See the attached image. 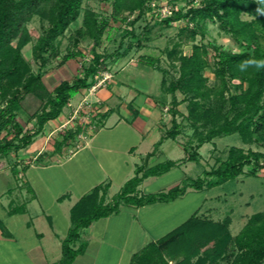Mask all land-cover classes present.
Segmentation results:
<instances>
[{
  "label": "rangeland",
  "instance_id": "obj_1",
  "mask_svg": "<svg viewBox=\"0 0 264 264\" xmlns=\"http://www.w3.org/2000/svg\"><path fill=\"white\" fill-rule=\"evenodd\" d=\"M153 2H156L162 9L171 7L175 11L183 12L191 5L189 0H152L151 3ZM193 3L198 5L199 1ZM87 9L95 11L99 19L109 20L112 27L111 37L107 40L106 33L97 51L112 55V57L105 65H102L92 87L81 90L70 100L62 114L56 120L46 123L37 136H33L38 130L35 117L40 111L41 102L33 94L20 90L19 108L15 111L16 122L19 124L22 135H31L32 138L27 147L18 151L10 150L6 156L0 155V218L7 221V224H12L7 214H10L11 210L22 208L27 204H24V201L31 200L32 195L36 196V200L31 203L33 204L31 213L36 214L40 210L43 211L56 221L58 229L63 230L62 227L65 224L62 218L63 212H67L66 207L70 203L76 204L83 196L102 184H110L106 197L107 202L112 201L119 194L124 184L135 175L136 167L143 163H140L141 159H138V156L133 161L130 160L128 152L124 153L126 147L136 143V135L124 124L114 128L110 125L124 119L123 116L127 117L130 122L135 120L140 113L137 107L141 104V106H154L159 111V120L156 121L158 139L171 131L173 126L172 97L162 90L161 82L165 79L167 87L179 77V63H173L168 58L167 51L177 47L183 55H190L192 44L206 46L209 50L206 56L208 67L203 74L207 78L209 87L220 88V83L214 74L216 58L209 45L219 46L234 53L244 50V47L224 33L216 22L207 21L205 34L203 36L198 34L195 39H192L189 32H182L185 27L193 28V24H188L186 20L164 25L162 19H155V23L153 20L155 17L150 20V16L146 14L145 18H141L131 27L129 23L136 18L137 12L134 14L124 12L118 17V22H115L112 19V0H84L80 18L71 24L61 40V45L58 47L60 56L49 60L45 68L40 71L42 81L48 91H53L62 81L71 80L81 74L83 65L92 60L93 42L90 39L86 37L79 40L77 46L73 44L76 33L82 25L83 14ZM123 17H127L126 21L122 20ZM242 18L250 20L247 15H243ZM26 27L32 41L23 48L22 53L32 63L34 73H37L39 68L32 60V49L38 39L45 34L48 23L34 16ZM73 49L80 50L83 56L59 67L62 57ZM142 56L155 58L156 68L142 63ZM238 83V80L230 82L226 97L237 93L235 86ZM244 87L247 88V84H244ZM176 95L178 100L183 99L181 93L177 92ZM134 97L139 98L134 99ZM5 105V102H0V107ZM186 106L187 103H183L177 107L179 114L175 118L178 124L176 139H168L164 144L162 143L151 165L164 163L167 160L179 161L187 157L185 147H188L189 153H198V161L182 163L168 173L148 178L145 184L138 188L140 195L166 193L176 186H181L186 179L204 177L206 171L217 168L227 159L228 152L233 147L242 148L244 151L253 150L264 153V130L249 142L242 141L238 134H232L200 145L199 132H195V128L187 120ZM9 131V133L2 132L1 137L7 136L9 140L12 139L16 130L10 127ZM97 131L100 136L98 141L112 137L114 140L108 141L116 144L114 146L120 144L118 151L107 152L93 148L91 145L85 146L88 136ZM70 133H74L75 136L68 138L61 150H57V144ZM105 140L104 143H106ZM146 148H149L147 142L140 148V153H143ZM249 171L246 167L244 174L237 179L229 180L213 188L205 187L200 191L188 188L186 194L177 198L167 210H162L165 204H158L153 213V219L151 218L146 225L155 239L144 247L136 246V254L141 253L151 243L157 242L180 226L176 227V225L185 223L200 208L197 213L200 218L216 223H221L226 218L231 219L229 236L233 239L232 242L229 243L221 258L214 263L208 262L207 264L237 263L241 252L234 243V239L243 231L253 215L264 212V169L260 170L256 176H251ZM125 178L129 179L124 181ZM13 191H16L19 196L17 194L11 196L14 202L9 207L7 200L9 192ZM64 196L65 198L60 201L59 198ZM55 197L59 202L52 205ZM2 205L7 209L5 213ZM169 212H176L179 216L169 221ZM68 214L70 215V211ZM20 225L18 220L12 224L15 233H18ZM221 239L224 237L218 238L217 241ZM212 246L213 244L208 245L204 250ZM182 259L183 257H179L172 260L167 257L170 264H175Z\"/></svg>",
  "mask_w": 264,
  "mask_h": 264
},
{
  "label": "trees",
  "instance_id": "obj_2",
  "mask_svg": "<svg viewBox=\"0 0 264 264\" xmlns=\"http://www.w3.org/2000/svg\"><path fill=\"white\" fill-rule=\"evenodd\" d=\"M151 1L112 0V19L118 22V17L124 12H137L136 18L129 23L133 27L152 10ZM189 1L191 5L185 12L173 9L171 16H158L153 19L154 22L156 23L155 19H162V24L171 25L186 20L188 24H193V28L185 27L182 32H189L192 39L198 34H205L207 21L216 22L244 50L234 53L209 45L216 58L214 74L220 88L209 87L203 74L208 67L206 56L209 50L206 46L192 44L190 55H183L177 47L167 51L168 58L173 63H179V77L167 87L165 79L161 82L162 90L172 97L171 131L154 145V150L147 155L146 162L136 167L135 175L124 184L112 201L106 200L110 184H102L83 196L71 208V227L62 241V258L55 264H72L86 249L85 243L75 248L81 231L100 219L119 213L122 205L144 207L158 202L170 203L183 196L188 188L204 190L205 187L213 188L235 180L244 174L246 167L249 168L251 176H256L264 169V153L233 147L229 150L227 159L217 168L206 171L204 177L186 179L181 186L166 193L139 194L138 188L144 180L168 173L182 163L198 161V153H189L188 147H185L187 157L179 161L167 160L153 166L147 164V160L158 152L164 140L176 139L178 124L175 118L179 114L177 107L181 104L187 103V120L195 128V132H199L200 145L232 134H238L242 141L249 142L264 130V70L248 68L241 71L238 67L240 61L250 57L264 59V0H198V5L193 3L197 0ZM83 3L84 0H0V102L6 103L4 107H0V155L6 156L10 150L18 151L27 147L32 138L31 135H22L16 122L15 111L19 108L20 90L33 94L41 102L40 111L35 117L38 130L33 136H37L46 123L56 120L62 114L70 100L81 90L92 87L102 65L112 57L97 51L104 35L107 33V40L111 37L112 27L109 20L99 19L95 11L87 9L73 44L77 46L79 40L86 37L90 39L93 42L91 62L83 65L81 74L71 80L62 81L53 91H48L45 87L40 71L49 60L60 56L58 47L61 40L71 24L80 18ZM243 15L250 17V20H244ZM34 16L48 23L45 34L32 49V60L39 68L37 73H34L32 63L22 53L23 48L32 41L26 26ZM126 19L127 17L122 18L123 21ZM82 56L80 50H70L62 57L59 67ZM141 62L153 68L157 65V60L153 57L142 56ZM233 80L239 81L235 86L237 93L226 97L228 85ZM244 84H247V88ZM177 92L183 95V99L178 100ZM10 127L16 130L14 137L10 140L7 136L1 137L2 132H10ZM74 136V133H70L57 144V150H61L64 142ZM64 198L65 196L59 200ZM20 212H23V208L11 210L9 213ZM197 213L162 239L151 243L141 253L135 254L132 264H170L167 257L172 260L183 257L175 264L216 262L233 240L229 236L231 219L226 218L223 222L216 223L200 218ZM220 237L224 239L217 241ZM234 243L241 252L235 264H264V212L249 219ZM211 244L212 247L204 250ZM194 259L196 260L193 261Z\"/></svg>",
  "mask_w": 264,
  "mask_h": 264
},
{
  "label": "crops",
  "instance_id": "obj_3",
  "mask_svg": "<svg viewBox=\"0 0 264 264\" xmlns=\"http://www.w3.org/2000/svg\"><path fill=\"white\" fill-rule=\"evenodd\" d=\"M142 97L145 98L144 96ZM135 98L138 99L139 97ZM137 108V110H140V113H138L135 120L130 122L127 117L123 116L124 119L110 126L114 128L124 124L136 135V143L126 147L124 153L128 152L131 157L130 160L135 161L138 156V159H141L140 163H144L146 162L147 155L153 151L156 142L160 140L156 135V132H158L156 121L159 120L158 117L160 115L154 106H141L140 104V107L138 106ZM98 131L88 136L85 146L91 145L93 148L102 149L107 152L118 151L120 144L114 146L116 144H111L108 141H113L112 137H107V140L104 139L106 143L103 142L104 140L98 141L100 138ZM165 141H163V144ZM145 142L148 143L149 148L140 153L139 150ZM154 158L153 156L147 160L148 165H151V161ZM134 164L137 165L136 163ZM127 179L129 178H125L124 181ZM146 181L147 179L144 180L142 185ZM9 194L7 206L11 207L14 202L11 196L16 194L19 196V194L16 191L9 192ZM35 200L36 196L32 195L31 200L24 201V204H27L22 206L23 212L7 214V218L11 220L12 224L17 220L21 224L18 228V233H15L12 224H7V221L0 218V264H55L61 260L62 241L67 236L71 227L68 212L75 203H70L66 207L67 212H63L62 218L65 224L62 227L63 230H60L57 228L56 221L50 215L44 214L41 210L36 214L31 213L33 205L31 203L35 202ZM57 201L58 198L55 197L52 200V205H55ZM173 202H158L144 207L122 205L119 213L94 222L90 227L81 231L80 239L76 243L75 248L85 243L86 249L83 254L75 258L72 264H132V258L137 253L136 246L144 247L155 239L146 225L148 221H151L156 206L158 204H165L164 209H162L164 211L168 207L170 208ZM2 207L4 208L3 212L7 211L5 206L2 205ZM199 210L200 208H198L197 212ZM169 213V221L179 216L176 212ZM1 220H3V223H1ZM181 224L176 225V227Z\"/></svg>",
  "mask_w": 264,
  "mask_h": 264
},
{
  "label": "clouds",
  "instance_id": "obj_4",
  "mask_svg": "<svg viewBox=\"0 0 264 264\" xmlns=\"http://www.w3.org/2000/svg\"><path fill=\"white\" fill-rule=\"evenodd\" d=\"M238 67L241 71H246L248 68H255L257 71L264 70V59L248 58L240 61Z\"/></svg>",
  "mask_w": 264,
  "mask_h": 264
},
{
  "label": "built area",
  "instance_id": "obj_5",
  "mask_svg": "<svg viewBox=\"0 0 264 264\" xmlns=\"http://www.w3.org/2000/svg\"><path fill=\"white\" fill-rule=\"evenodd\" d=\"M150 5H151L152 10L147 13V16L148 17L150 16V20L151 18H154V17L156 18L158 16L168 17V16H171L173 13V8L171 7L169 8L164 7L162 9L161 7H159V5L156 2H153Z\"/></svg>",
  "mask_w": 264,
  "mask_h": 264
}]
</instances>
